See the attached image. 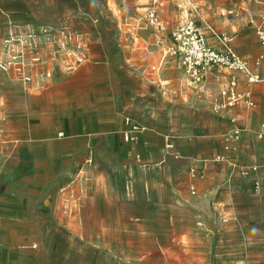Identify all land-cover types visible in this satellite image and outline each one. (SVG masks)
<instances>
[{
	"label": "crops",
	"instance_id": "1",
	"mask_svg": "<svg viewBox=\"0 0 264 264\" xmlns=\"http://www.w3.org/2000/svg\"><path fill=\"white\" fill-rule=\"evenodd\" d=\"M183 10L186 21L189 9L185 6ZM40 30L51 36L40 38L42 46L36 53L40 62L32 63L40 71L33 74L32 67L23 68L32 74L28 83L8 72L10 87L0 89V137L2 132L22 146L21 153L13 156L21 166L10 170L12 181L0 202V229H4L0 231V264H32L40 252L33 243L42 240L40 236L49 226L57 227L59 234L64 228L74 241L100 249L95 250L110 263L118 258L122 260H116L118 264H142L136 259L157 255V228L173 224L175 210H186L194 221L197 216L189 192L175 188L179 167L175 168L168 148L172 132L168 112L172 124L176 99L201 112H219L220 91L233 72L224 67L209 69L198 88L202 97L192 100V81L181 94L175 93L172 76L166 70L158 72L155 58L135 53L125 64L139 71L133 76L138 86L133 97L136 103L129 102L124 86L117 101L115 95L111 101L108 94L98 108L83 100V91L58 82L59 75L73 76L68 72L72 53L64 42L53 40L54 27L43 25ZM34 33L30 29L29 37ZM154 35L157 33L151 39ZM207 37L209 44L214 41L210 33ZM134 39L126 46L131 50L141 39V50L146 41L141 36ZM246 58L251 61L252 55ZM236 74L240 89L245 90L244 75ZM87 78L93 81L94 76ZM118 84H123L120 77ZM251 90L253 104L241 101L223 108L222 123L226 126L233 119L241 129V139L232 149H225L234 161L233 173L247 177L251 167L257 166L250 176L257 178L254 186L259 192L264 181V81ZM159 117L164 124H159ZM99 165L104 170L96 173ZM198 167L203 171L201 186L215 180L205 163ZM115 241L120 244H113ZM145 242H153V248H147ZM167 252L161 251L165 258Z\"/></svg>",
	"mask_w": 264,
	"mask_h": 264
},
{
	"label": "rangeland",
	"instance_id": "2",
	"mask_svg": "<svg viewBox=\"0 0 264 264\" xmlns=\"http://www.w3.org/2000/svg\"><path fill=\"white\" fill-rule=\"evenodd\" d=\"M185 6L190 13L188 19L195 22L206 38L207 33L214 38L210 42L212 47L226 42L255 71L261 70L264 58L261 65L257 60L264 56V45L252 22L260 11L256 0H159L156 5L153 0H0V89L10 87L8 72L11 76L16 73L18 79L28 83L30 80L26 77L31 79L32 74L23 68L32 67L33 74L40 71L41 67L37 69L32 63L40 62L33 58L42 46L40 38L49 34L40 30L47 25L55 28L51 30L56 33L53 40L64 42L73 57L68 71L73 76L59 78V75L58 82L83 91V100L93 102L94 107L100 108L108 94L111 101L112 95L117 101L118 91H123L124 86L128 88L129 102L136 103L133 97L138 86L133 76L139 71L125 64V59L135 53L155 58L158 72L166 70L173 78L174 92L181 94V89L190 87L191 81L182 64L177 38L178 29L185 23ZM153 8L159 17L156 25L147 17ZM30 29L36 32L31 38ZM154 33L157 35L151 39ZM12 36L14 42L8 48L6 40ZM135 36L146 41L141 50V39H137L135 46L132 44L131 50L126 46ZM31 39L37 44L30 42ZM246 55H252L251 61ZM90 75L94 76L93 81L87 78ZM119 77L122 86L118 84ZM194 84L195 88L190 87L192 100L200 95L198 88L202 83ZM159 119V124H164V119ZM223 119L222 109L201 112L177 99L174 101L172 124H169V112L167 122L172 131L168 148L173 153L175 168L179 167L175 188L189 192L191 202L197 207V216L194 221L186 210H175L174 223L157 228V255L136 261L142 264H264V181L257 192L254 186L257 178L250 176L256 170L251 167L250 174L243 178L233 173L234 161L225 150V136L236 126L233 119L223 125ZM1 135L0 202L12 181L10 170L21 166L13 156L22 151L20 141L8 139L2 132ZM200 162L211 169V177L215 178L202 186ZM102 170L101 165L95 167L96 173ZM0 231H4L3 227ZM59 233L57 227H45L40 236L42 240L33 243L40 252L31 260L32 264H118L116 260L122 261L116 258L115 263H110L97 251L100 249L74 241L64 228ZM145 245L153 248L154 243L145 242ZM162 249L168 251L167 258Z\"/></svg>",
	"mask_w": 264,
	"mask_h": 264
},
{
	"label": "built area",
	"instance_id": "3",
	"mask_svg": "<svg viewBox=\"0 0 264 264\" xmlns=\"http://www.w3.org/2000/svg\"><path fill=\"white\" fill-rule=\"evenodd\" d=\"M158 2L159 0H153L155 5L158 4ZM256 2L260 5V12L258 18H252V22L264 45V0H256ZM147 17L152 25L159 23L157 9L153 8L149 10ZM45 33H47V31ZM46 36L45 34L44 39ZM31 37H33V34H31ZM13 38L12 36L6 40L8 48H10L14 42ZM177 38L181 44L182 64L186 74L192 82L196 84L202 83L207 71L212 67H224L233 72L228 85L220 91L223 100L219 103L217 110L225 107H233L241 101H245L247 105L253 104L251 87L256 83L264 81V64L261 65L264 56L257 60V64L261 65V70L255 71L251 64L238 54L228 43L225 42L220 49L212 47L207 42L205 35L197 28L195 22L190 19L186 20L185 23L180 26L177 32ZM33 60L38 62L40 57L35 56ZM236 73H242L244 75L247 84L245 90L240 89L241 80ZM26 79L30 80L29 77H26ZM240 139L241 129L235 127L225 136V149H232V144L238 142ZM252 169L257 170L258 167L253 166ZM258 189L259 187L257 186L256 190ZM192 193H196L194 188H192Z\"/></svg>",
	"mask_w": 264,
	"mask_h": 264
}]
</instances>
